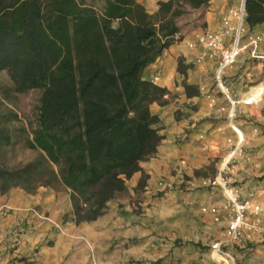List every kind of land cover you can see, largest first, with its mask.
Segmentation results:
<instances>
[{"label": "trees", "instance_id": "16d2710c", "mask_svg": "<svg viewBox=\"0 0 264 264\" xmlns=\"http://www.w3.org/2000/svg\"><path fill=\"white\" fill-rule=\"evenodd\" d=\"M209 2L160 1L149 13L136 0H0V72L10 82L0 85L1 148L12 145L4 123L18 120L1 107L40 91L26 140L38 154L21 167L0 164V193L62 187L80 224L103 216L135 173L142 189L140 163L163 139L150 106L168 94L144 72L181 40L182 20ZM244 9L249 33L264 25V0H244Z\"/></svg>", "mask_w": 264, "mask_h": 264}, {"label": "crops", "instance_id": "0c3cea01", "mask_svg": "<svg viewBox=\"0 0 264 264\" xmlns=\"http://www.w3.org/2000/svg\"><path fill=\"white\" fill-rule=\"evenodd\" d=\"M136 1L154 13L158 3L166 0ZM243 3L244 0H210L206 8L193 13L198 15L197 21H191L176 36L182 37L181 40L175 41L144 72L146 80L168 91L164 105L150 106V112L160 120L163 139L154 157L140 163L147 177L143 187L146 194L162 190L158 186L160 181L173 182L183 175L192 176L198 168L208 165L211 158L223 157L232 141L240 144L248 142L250 137L259 140L264 129V60L261 59L264 25L252 33L246 29L242 39L246 48L225 71L224 79L236 101L234 105L224 94H219L220 90L213 88L217 59L211 50L201 46L190 48L186 44L194 42L203 32L223 30L222 18ZM230 23L234 25L235 19L230 18ZM229 39L230 35L225 38ZM254 39H257L256 45L252 44ZM179 62L184 74L178 71ZM184 85L190 87L189 91L186 92ZM252 95L259 96L256 105L241 102ZM237 131L241 132L242 140ZM201 145L206 146L205 153L201 152ZM246 172L253 176L259 169L250 168ZM140 178L138 172L126 181L129 196L109 202L103 216L80 224L73 221L69 195H60L47 187H39L34 194L18 188L0 193V208L6 206L12 210L0 216V264H7L13 258H27L33 264H148L155 257L166 255L171 248L158 246L154 240L153 235L163 232H175L183 239L191 236L195 244L205 238L219 240L235 256L237 264H264V229L253 230L230 243L226 222H220L223 229L218 230L210 215L197 213L202 206H215L213 201L182 195H145L138 199L130 194L136 191ZM258 184L252 183L256 191L254 203H259L256 195L262 192ZM135 204H143V215L151 220L160 218L163 225L156 229L150 223L141 224L143 219L134 212ZM34 207L39 208L38 215L26 211ZM190 212L194 214L192 222L189 221L193 231L188 234L190 231L183 229V221L174 217ZM221 213L223 217L225 213ZM138 238H142L139 247L133 242Z\"/></svg>", "mask_w": 264, "mask_h": 264}, {"label": "rangeland", "instance_id": "374dc122", "mask_svg": "<svg viewBox=\"0 0 264 264\" xmlns=\"http://www.w3.org/2000/svg\"><path fill=\"white\" fill-rule=\"evenodd\" d=\"M198 19L197 14H192L185 17L181 24H184L183 29L189 27L190 22H195ZM0 85L5 87L10 86L8 76L5 72H0ZM213 88L219 90L215 83H213ZM223 95V93L219 92ZM40 96L39 90H32L24 94L18 95L16 98L12 99L11 103L1 107V110L4 111L7 108L10 109L13 113L17 114L18 120L10 121V123H4L5 127L8 129L9 134L11 135L12 145L7 147H0V164H5L10 168L21 167L32 161L38 154L36 150H31L26 146V140L30 138V133L34 128L35 124V109L38 104V99ZM238 132L239 139L242 140L241 132ZM260 148L257 152L256 149ZM206 146L201 145V152L205 153ZM260 153V154H259ZM232 155L229 164L227 167H222L224 161ZM212 161L206 166L198 168L192 176L183 175L178 180H174L172 183L171 189H162L157 190L155 193H147L143 188L138 191H134L133 194H130L136 198L144 197L145 195L153 196H163V195H172V196H194L199 197L201 200L213 201L215 207H217L221 212L225 214L220 216L218 222H213L217 226V229H223V226H220V222L227 223L230 216V207L228 206V197L226 192L231 190L237 195V201H243L249 199L253 204L259 205L264 212V129L259 135V140L256 138L250 137L248 142H237L232 141L231 147L226 151L223 157L211 158ZM252 168L253 170L259 169L257 174L253 176L249 175V172H246L247 169ZM223 169L222 177L227 181L226 188L224 189L219 180V173ZM249 175V176H248ZM259 175V176H257ZM203 181H209L210 184L203 185ZM258 182L261 188L256 195L258 197L259 203H254V194L255 190L252 187V183ZM214 183V184H213ZM20 189V188H18ZM51 189V188H50ZM22 190V189H21ZM23 191V190H22ZM54 191V190H53ZM60 195H69L68 191L62 187L58 188V191H54ZM34 194V193H33ZM122 196H129L128 191H126ZM121 196V197H122ZM134 212L142 218L141 224H152L156 226V229L161 227L163 222L160 218L157 220H151L144 214V205L134 206ZM205 207L202 206L197 213H200L201 216L204 214L201 212V209ZM210 207V206H209ZM12 210L8 208L6 213L11 212ZM28 213L39 214V208L34 207L26 210ZM222 214V213H221ZM194 214L191 212L185 215H179L174 217L175 220L178 218L182 220L184 226L183 229L191 234L193 229L189 221L192 222L194 219ZM249 217L253 219H248ZM225 218V220L223 219ZM264 213L259 215L248 214L246 217V223L251 225L256 229H264ZM41 219L45 218L41 216ZM146 219V220H145ZM150 220V221H147ZM139 223V224H140ZM138 224V225H139ZM174 225V224H173ZM140 226V225H139ZM149 227V226H148ZM15 228H18L17 226ZM176 229H173L175 231ZM164 233V232H163ZM156 234L153 235L154 240L157 241V245L162 244L165 247L171 246L170 250L167 251L166 255L160 258H154V260L148 264H237L235 256L229 254L224 244L217 241L202 240V243H194L193 238L190 236L189 239H183L181 236H177L175 232H170L168 234ZM196 233V232H195ZM247 233H243L242 236ZM193 237H197L193 235ZM200 238V237H198ZM140 239L133 241L139 247ZM232 243V242H230ZM13 244V243H11ZM197 245V246H194ZM219 248V251L218 249ZM160 254V253H159ZM231 257V258H230ZM166 260V262H165ZM7 264H33L30 259L27 258H13ZM136 264H145L144 262H137Z\"/></svg>", "mask_w": 264, "mask_h": 264}, {"label": "built area", "instance_id": "2783aa9c", "mask_svg": "<svg viewBox=\"0 0 264 264\" xmlns=\"http://www.w3.org/2000/svg\"><path fill=\"white\" fill-rule=\"evenodd\" d=\"M230 18L235 19V24L231 25ZM245 9L242 4L237 10H231L228 15L222 18V24L224 29L217 32H203L201 33L194 42L188 41L186 44L190 48H197L199 46L211 50V55L216 57V67L214 72V83L216 87L223 93L228 101L234 105L236 101L230 95L228 87L226 85L224 75L228 67L234 64L241 51L246 47L242 45V39L246 35L245 28ZM230 35L229 41L225 38ZM253 45L257 44V39L252 41ZM264 60V56L261 57ZM230 95V96H229ZM241 102L245 105H256L259 102V96L254 95L248 96ZM231 159V158H230ZM230 161V160H229ZM228 163L224 166L227 167ZM223 169L219 173V180L221 181L222 187L225 189L227 181L222 177ZM203 185L210 184L209 181H203ZM214 184V183H213ZM158 186L161 189H171L172 183L160 181ZM228 197V206L230 207V216L226 228V236L229 241L234 242L240 239L243 233H250L255 228L246 223V217L248 214L259 215L264 213L263 209L259 205L253 204L249 199L243 201H237V195L231 190L226 192ZM8 208L6 206L0 208V216L6 212ZM203 214H208L212 217L214 222L220 220V211L215 206L203 207L201 209ZM219 251V248H217ZM231 258V257H230Z\"/></svg>", "mask_w": 264, "mask_h": 264}, {"label": "bare ground", "instance_id": "6f19581e", "mask_svg": "<svg viewBox=\"0 0 264 264\" xmlns=\"http://www.w3.org/2000/svg\"><path fill=\"white\" fill-rule=\"evenodd\" d=\"M230 96V95H229ZM233 154L229 155V157L224 161V163L222 164V167H224L228 161L230 160V158L232 157Z\"/></svg>", "mask_w": 264, "mask_h": 264}, {"label": "water", "instance_id": "95a60500", "mask_svg": "<svg viewBox=\"0 0 264 264\" xmlns=\"http://www.w3.org/2000/svg\"><path fill=\"white\" fill-rule=\"evenodd\" d=\"M243 5H244V3H243Z\"/></svg>", "mask_w": 264, "mask_h": 264}]
</instances>
